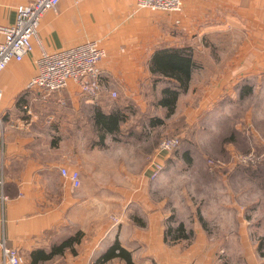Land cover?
I'll use <instances>...</instances> for the list:
<instances>
[{"label": "crops", "instance_id": "crops-1", "mask_svg": "<svg viewBox=\"0 0 264 264\" xmlns=\"http://www.w3.org/2000/svg\"><path fill=\"white\" fill-rule=\"evenodd\" d=\"M31 1L0 0V23L13 24L16 6ZM61 1L56 12L43 17L34 53L0 74V115L9 116L0 129V174L4 171V193L9 198L3 215L0 211V239L4 235L6 246L16 249L28 264L32 252L48 253L78 232L90 239L87 258L72 257L68 249L39 264H89L114 243L128 253L132 264H221L205 247L203 233L190 243L185 239L164 243V201L151 198L155 181L148 177L156 149L128 132L118 141L108 137L99 145L91 118L97 107L110 112L130 104L136 114L126 111L120 130L128 131V123L148 114L162 118L161 109L152 106L159 87L153 85L149 69L152 56L162 49H190L201 63L188 91L181 94L187 97L179 96L174 111L176 116L180 102L190 100L192 124L223 95L237 92L236 85L244 79L259 81L264 76V0H183L182 12L176 15L136 10V0ZM96 39L106 50L99 63L103 90L96 99L80 94L74 85L45 100L26 89L36 74L40 50L57 52ZM221 44L229 53L215 59L210 52H225ZM208 69L215 71L204 76ZM113 92L120 97L117 104H112ZM20 95L22 103L17 105ZM154 129H144L143 134L147 137ZM167 157L157 158L165 166ZM107 167L113 170L107 172ZM62 168L79 173L78 190L60 175ZM110 210L120 211L124 222L116 232L109 228ZM131 214L136 223L127 219ZM240 224L239 235L232 239L246 243L247 222ZM238 254L243 264H264L253 250ZM110 262L127 264L121 257L102 264Z\"/></svg>", "mask_w": 264, "mask_h": 264}, {"label": "rangeland", "instance_id": "rangeland-1", "mask_svg": "<svg viewBox=\"0 0 264 264\" xmlns=\"http://www.w3.org/2000/svg\"><path fill=\"white\" fill-rule=\"evenodd\" d=\"M221 46L225 51V45ZM228 53L227 50L210 52L215 59L220 54L226 58ZM201 60L204 61L203 57ZM212 71L215 69H208V74L203 75ZM260 77L259 81L248 79L236 85L235 88L248 82L249 94L243 98L237 92L223 95L193 124L190 100H182L176 116L164 119L165 113L161 111L162 127L148 130L151 135L144 137L146 145L154 147L156 152L163 139L178 140V148L165 159L164 169L152 180L155 182L150 190L155 202L164 201L163 225L185 226V233H190L188 243L198 232L203 233L208 242L205 247L215 252L221 264H243L242 254H238L243 249L264 256V76ZM119 101L120 97H113L112 104ZM31 111L35 112L33 104ZM0 117L2 123L9 119L8 115ZM140 139L143 138L137 140ZM120 214L110 210L108 224L113 232L124 223ZM133 215L127 218L132 223ZM241 222H247L243 227L249 236L246 243L232 239L239 235ZM78 240L67 254L85 259L90 252L86 241L90 239L82 235ZM107 249L105 246L101 255ZM261 260L264 263V258ZM97 261L94 264L104 263Z\"/></svg>", "mask_w": 264, "mask_h": 264}, {"label": "built area", "instance_id": "built-area-1", "mask_svg": "<svg viewBox=\"0 0 264 264\" xmlns=\"http://www.w3.org/2000/svg\"><path fill=\"white\" fill-rule=\"evenodd\" d=\"M76 3L82 0H74ZM61 0H32L29 4L15 8L14 23H0V74L15 62H21L34 53V42L38 40V30L47 12H56ZM148 10L153 13L180 14L183 0H136V10ZM176 23H179L177 20ZM106 50L102 40L96 39L57 52L40 50L35 58L36 74L27 85L28 91H35L38 98L46 99L52 94L63 92L70 85L77 87L79 93L96 99L103 88L100 82L101 69L99 63L105 59ZM111 97H116L113 92ZM0 89V106L2 103ZM25 114L31 118L28 107ZM0 117V129L2 128ZM17 128V125H16ZM177 138L163 139L155 155L151 159L149 178L156 180L164 166L158 156L171 154L178 148ZM60 175L70 181L71 188L78 190L81 186L80 175L75 170L60 169ZM4 177L0 174V211L9 198L4 193ZM3 215V214H2ZM24 258L16 249L7 247L4 235L0 239V264H24Z\"/></svg>", "mask_w": 264, "mask_h": 264}, {"label": "trees", "instance_id": "trees-1", "mask_svg": "<svg viewBox=\"0 0 264 264\" xmlns=\"http://www.w3.org/2000/svg\"><path fill=\"white\" fill-rule=\"evenodd\" d=\"M149 64L150 72L153 75V85L155 88L159 87L155 89V91H158V97L155 98L152 106L154 110L161 109L165 113L164 119L170 118L175 114L174 111L179 96L188 91L191 77L194 71L201 69V63L198 62L194 52L190 49L177 48L158 51L152 56ZM235 90L239 94V97L243 98L251 92V85L246 82L235 88ZM22 97L23 95H20L16 99L17 105L22 103ZM130 105H124L122 108H114L110 112H103L99 107L93 111L91 123L94 131H96V142L99 145H103V141L108 137L112 141H118L127 132L130 136L135 135L137 139L144 138L146 137L143 134L145 130L162 126L164 119L152 113L136 120L134 123H128V131L120 130V126L127 121L125 112L136 114V109L133 105V107H130ZM166 226L163 236L164 243L171 244L174 241L190 239V233H185V226L182 224H178L177 227ZM81 236L82 234L78 232L68 237V239L54 244L48 253L43 250L32 252L30 254L29 264H39L44 261H49L54 256L62 255L68 249L73 251L74 244L78 243V239ZM117 257H121L127 264H132L128 253L118 243H114L113 246L101 255L99 262H106L109 259Z\"/></svg>", "mask_w": 264, "mask_h": 264}]
</instances>
